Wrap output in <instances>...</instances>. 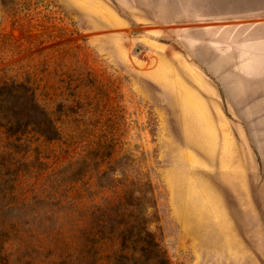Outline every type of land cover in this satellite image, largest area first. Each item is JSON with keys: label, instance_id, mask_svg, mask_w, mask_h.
Masks as SVG:
<instances>
[{"label": "rangeland", "instance_id": "374dc122", "mask_svg": "<svg viewBox=\"0 0 264 264\" xmlns=\"http://www.w3.org/2000/svg\"><path fill=\"white\" fill-rule=\"evenodd\" d=\"M127 186L168 264H264V0H0V264H111Z\"/></svg>", "mask_w": 264, "mask_h": 264}, {"label": "trees", "instance_id": "16d2710c", "mask_svg": "<svg viewBox=\"0 0 264 264\" xmlns=\"http://www.w3.org/2000/svg\"><path fill=\"white\" fill-rule=\"evenodd\" d=\"M131 188L127 186V190L121 195L124 194L125 202H121L123 197L118 198L117 206L114 205L112 208L113 214L111 219L110 207L103 206L99 207L96 213L99 211L100 216L96 214L95 221V232L97 234H102L109 236L107 243L109 245H119L124 248L116 249L114 248L112 255L111 264H130L129 261L134 259L138 253H141V257L146 256L148 253H152L153 256L147 258L148 264H168L166 253L156 240L153 235H151L146 226L145 218L143 214L139 213L137 210L138 205L136 204L135 199H131ZM124 252L130 254L132 252V258L124 257L122 255ZM138 253H137V252ZM145 258V257H144ZM152 259V261L150 259Z\"/></svg>", "mask_w": 264, "mask_h": 264}]
</instances>
